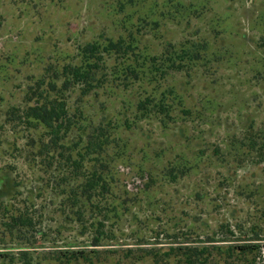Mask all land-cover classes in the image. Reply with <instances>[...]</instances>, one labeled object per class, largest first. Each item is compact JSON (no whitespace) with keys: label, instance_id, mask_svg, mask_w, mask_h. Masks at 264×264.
<instances>
[{"label":"rangeland","instance_id":"obj_1","mask_svg":"<svg viewBox=\"0 0 264 264\" xmlns=\"http://www.w3.org/2000/svg\"><path fill=\"white\" fill-rule=\"evenodd\" d=\"M128 30L138 41V55H160L168 42L206 44V52L188 73L162 79L161 91L175 87L188 110L183 119L176 109L175 123H134L124 102L142 94L141 82L129 88L114 82L119 86L99 89L97 96L81 97L73 87L64 93L71 115L80 110L94 123H129L118 133L120 148L109 149L125 157L115 166H127L112 170L121 207L117 218L96 214L107 221L94 247L88 214L78 221L69 206L59 208L49 189L37 193V164L27 145L41 128L29 130L22 120L6 123L5 112L25 107L23 91L37 78L78 64L80 47L115 42ZM103 59L97 75L105 69L114 79L125 60ZM0 98V174L19 184L0 205V264H26L28 258L29 264H184L177 249L206 235L216 241V264H264V250L238 254L232 242L220 241L229 230L232 240L250 237L252 229L264 239V149L257 148L264 145V0H0ZM181 157L194 163L190 173L168 183L162 170ZM143 173L149 180L142 182ZM15 210H24L34 227L25 237L33 248L24 261L17 255L27 245L1 232ZM52 247L82 254L59 259Z\"/></svg>","mask_w":264,"mask_h":264},{"label":"trees","instance_id":"obj_2","mask_svg":"<svg viewBox=\"0 0 264 264\" xmlns=\"http://www.w3.org/2000/svg\"><path fill=\"white\" fill-rule=\"evenodd\" d=\"M167 4L172 6L171 1ZM179 7L181 8V6ZM165 44L163 53L146 57L138 55L136 51L138 41L132 35V31L127 33L126 38L120 37L115 42L107 39L102 46L97 42L89 43L80 47L77 53V56H80L78 64L63 65L60 70L58 69L59 72L53 70L52 77L37 78L34 85H28L27 89L23 91L26 96L23 100L25 107L22 110L13 107L5 112L6 123L22 120L29 130L41 128L39 138L36 141L32 138V143L27 145L31 148L30 152L37 164L36 169L33 170L38 174L34 179L38 185L40 184L37 193L49 189L50 195L58 199L59 208L61 209L62 205L63 207L69 206L70 212H73L78 221H82L88 214L91 219V227L95 232L91 246L95 247L101 244L103 240L102 227L107 221L103 217L99 220L96 214L105 212L110 218L118 217L121 204L116 200L118 196L114 191L116 182H114L112 170L115 169L119 172L120 166H127L119 165V163L115 166L114 162L123 155H112L109 149L120 148L119 134L129 127V123L128 120L124 124L121 121H116L114 125L102 124L100 121L94 123L92 118L88 120V117L80 110L74 111L71 115L64 100V93L73 87L81 92V97L97 96L99 89L113 90L114 87L119 86H113L114 82H119L118 84H122L125 88H129L131 84L134 86L136 82H141L142 85L150 86V89L147 91L141 85L142 94L137 97L132 96V100L124 102L127 104L124 105L126 110L131 112L132 119H135L134 123L155 118L159 119L163 125H167L169 122H174L176 116L179 117L175 113L176 109H179L183 119L187 118L188 110L183 108L184 98L182 95L172 85L166 86L161 91L162 81L169 76L170 72L185 71L188 73L192 66L205 57L206 44H180L178 47L170 42ZM104 56L115 58L114 60L118 63L125 60L122 63L121 71L118 70L120 72L114 79L107 78L103 67L104 73L101 76L97 75L100 74L98 63L100 61L99 64L103 65ZM159 88L160 91L157 93ZM126 125L127 127H125ZM262 147L264 149V145L257 146L260 149ZM163 152L164 150H162ZM158 157H156L155 164L160 162ZM145 159H148V156L145 155ZM192 164L194 163L181 157L178 159V163L173 162L170 166H165V173L163 169L162 175L168 183H176L181 177L190 173ZM142 168L139 167V171H142ZM43 174L47 179H43ZM141 175L142 182L149 180L147 173ZM147 185L148 183L145 184V187ZM18 188L19 184L13 177L7 176L5 172L0 174V205H2V198H13ZM79 206L83 210L78 209ZM5 207L2 206L3 211L6 209ZM24 210L12 212L8 221L3 224L4 231H1L3 235L10 234L15 241L24 242L27 245L26 251H21L17 255L20 261L27 259L29 248H33L28 247L31 245L26 241L29 237L25 239L29 230L34 228L33 222ZM38 232L36 235L39 234ZM228 232L227 235L231 237L226 235L221 237L225 240L220 241L229 240L232 242L231 249L237 251L236 253L255 252L261 254L264 250V245L258 243L264 239H259L258 233L254 229H252L250 237L244 234L246 239L232 240L233 234L230 230ZM215 242L214 237L206 235V239L203 241H184L182 247L177 251H181L180 257L184 258V264H216L214 256H212V252L217 248ZM199 243L212 247H199L202 246L198 245ZM32 246L34 245L32 244ZM41 248L43 249V246ZM49 249H51L49 251H56L59 259L65 258L70 261L75 259V253L82 254V251H72L69 248L61 250L52 247ZM231 253V251L228 252V254ZM7 254L10 255V253H6L2 256L13 260V257ZM262 263L257 262L256 264ZM26 264H29V258Z\"/></svg>","mask_w":264,"mask_h":264}]
</instances>
